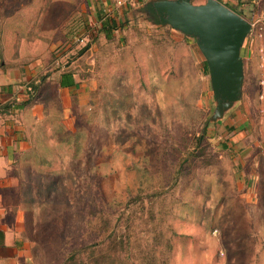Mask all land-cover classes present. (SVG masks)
<instances>
[{
    "label": "rangeland",
    "instance_id": "1",
    "mask_svg": "<svg viewBox=\"0 0 264 264\" xmlns=\"http://www.w3.org/2000/svg\"><path fill=\"white\" fill-rule=\"evenodd\" d=\"M110 19L120 29L101 47L94 100L48 132L57 145L36 149L49 161L25 175L33 262L264 264V156L232 147L262 140L249 128L264 117L254 102L244 125L215 114L195 37L146 13ZM258 93L246 82L237 105Z\"/></svg>",
    "mask_w": 264,
    "mask_h": 264
},
{
    "label": "crops",
    "instance_id": "2",
    "mask_svg": "<svg viewBox=\"0 0 264 264\" xmlns=\"http://www.w3.org/2000/svg\"><path fill=\"white\" fill-rule=\"evenodd\" d=\"M218 1L233 11L235 5L243 10L237 13L254 20L252 30L257 23L255 38L241 49V92L247 82L258 85L259 93L242 105L238 99L223 113L225 124L244 125L251 102L264 117V0ZM141 6L126 11V5L111 0H0V264H35L25 175H35L33 165L41 170L40 164L49 161L36 148L55 147L48 132L61 130L64 118L94 100L100 83L97 62L104 58L101 47L120 29L110 18L140 19ZM257 127L264 132V124L249 131ZM255 146L264 156V138L242 139L232 147Z\"/></svg>",
    "mask_w": 264,
    "mask_h": 264
},
{
    "label": "water",
    "instance_id": "3",
    "mask_svg": "<svg viewBox=\"0 0 264 264\" xmlns=\"http://www.w3.org/2000/svg\"><path fill=\"white\" fill-rule=\"evenodd\" d=\"M157 25H169L196 38L204 56L219 117L241 96V45L251 23L218 0H150L139 9Z\"/></svg>",
    "mask_w": 264,
    "mask_h": 264
},
{
    "label": "built area",
    "instance_id": "4",
    "mask_svg": "<svg viewBox=\"0 0 264 264\" xmlns=\"http://www.w3.org/2000/svg\"><path fill=\"white\" fill-rule=\"evenodd\" d=\"M128 0H116V5L122 6L126 5Z\"/></svg>",
    "mask_w": 264,
    "mask_h": 264
},
{
    "label": "trees",
    "instance_id": "5",
    "mask_svg": "<svg viewBox=\"0 0 264 264\" xmlns=\"http://www.w3.org/2000/svg\"><path fill=\"white\" fill-rule=\"evenodd\" d=\"M205 65H206V63H205Z\"/></svg>",
    "mask_w": 264,
    "mask_h": 264
}]
</instances>
